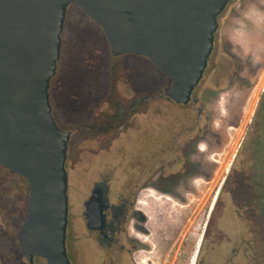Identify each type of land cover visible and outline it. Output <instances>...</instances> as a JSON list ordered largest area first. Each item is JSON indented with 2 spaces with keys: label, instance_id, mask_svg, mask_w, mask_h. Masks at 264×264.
Here are the masks:
<instances>
[{
  "label": "flooded vegetation",
  "instance_id": "obj_1",
  "mask_svg": "<svg viewBox=\"0 0 264 264\" xmlns=\"http://www.w3.org/2000/svg\"><path fill=\"white\" fill-rule=\"evenodd\" d=\"M249 2L255 3L235 0L220 15L208 65L187 102L168 95L174 81L149 59L114 56L109 45L110 62L99 71L102 86L93 95L76 94L80 148L88 145L84 122L98 105H109L105 99L111 88H118L127 103L120 124L114 123L113 103L107 119L96 124L101 135L90 154L95 157L86 162L92 172L75 217L69 198L70 264H260L264 112L246 64L256 54L254 41L262 38L264 0L256 5L263 18L239 16L245 29L239 46L228 44L232 41L222 32L233 18L229 6L238 4L244 11ZM125 57L129 63L114 66ZM62 129L71 133L68 171L76 132ZM94 195L103 222L90 228L86 205ZM29 203L27 179L0 165V264H47L38 256L30 263L20 246L18 233L29 219Z\"/></svg>",
  "mask_w": 264,
  "mask_h": 264
},
{
  "label": "water",
  "instance_id": "obj_2",
  "mask_svg": "<svg viewBox=\"0 0 264 264\" xmlns=\"http://www.w3.org/2000/svg\"><path fill=\"white\" fill-rule=\"evenodd\" d=\"M233 1L0 0V165L29 183V219L18 239L30 263L38 256L70 264L71 133L56 122L50 95L69 7L102 28L114 56L146 57L174 81L168 95L187 102L208 65L219 17ZM86 208L88 226L100 227L98 197Z\"/></svg>",
  "mask_w": 264,
  "mask_h": 264
},
{
  "label": "rangeland",
  "instance_id": "obj_3",
  "mask_svg": "<svg viewBox=\"0 0 264 264\" xmlns=\"http://www.w3.org/2000/svg\"><path fill=\"white\" fill-rule=\"evenodd\" d=\"M255 3L247 4V8L244 11L240 9L238 4H232L228 8L233 16L232 19L225 22L222 27V32L228 35L230 41L228 44H235L239 46L240 41H242L244 34V26L240 25L242 22L239 16L246 19L248 16H262V12L256 7V5H261L262 0H253ZM253 27L248 31L253 32ZM261 29V28H260ZM262 38L260 40L254 41L253 47L256 48L254 58L248 61L246 64L249 70V75L251 80L254 81L256 86V99L261 98L264 101V27L260 30ZM226 36V35H225ZM240 40V41H239ZM251 41V39H250ZM219 42V40H218ZM231 48H233L232 45ZM252 47V48H253ZM236 54L239 52L234 51ZM111 53L109 49V44L105 37L102 28L96 24L91 18L84 14L80 8L75 5H71L67 12V18L65 22V27L63 31V41H62V51L61 60L59 63L57 75L51 81V106L53 109L54 117L57 123L62 128L71 129L76 132V136L72 138L70 145V152L68 157V172L70 174V187L71 192H69V198L71 199V214L73 217L80 210V203L82 202L83 195L85 192V183L89 182L90 174L92 171L87 170V161L93 159L95 156L90 155L94 151V148L98 142L101 135L100 132H96V124L103 123L108 116L109 109L107 107H115V116L113 118L114 123L120 124V120L123 119L124 109L122 106L127 103L126 96H121L118 92V88L114 87L109 90V94L105 99V102L96 107L94 115L92 117H87L89 122H84L82 130L86 133L84 137L88 139L82 140L88 145L86 149L80 148V142L78 140L77 134H79V120L77 118V105H76V94L78 92H87L91 95L96 92L95 87L102 86L98 85L99 71L106 68V64L110 62ZM129 57L117 59L114 61V66L127 64L130 62ZM121 60V62H119ZM115 76L117 77V69H115ZM109 72V69L106 71ZM114 72V69H113ZM107 74V73H106ZM108 75V74H107ZM127 77L131 76V72L126 73ZM101 93V90L99 91ZM96 94V93H95ZM123 114V115H122ZM57 115L62 117V122L57 118ZM80 135V134H79ZM93 161V160H92ZM95 161V160H94ZM90 164V161L88 162ZM86 181V182H85ZM77 183V189L75 184ZM85 193V194H84ZM264 253V247L262 248ZM260 264H264V254L260 253Z\"/></svg>",
  "mask_w": 264,
  "mask_h": 264
},
{
  "label": "built area",
  "instance_id": "obj_4",
  "mask_svg": "<svg viewBox=\"0 0 264 264\" xmlns=\"http://www.w3.org/2000/svg\"><path fill=\"white\" fill-rule=\"evenodd\" d=\"M264 91V90H263Z\"/></svg>",
  "mask_w": 264,
  "mask_h": 264
}]
</instances>
